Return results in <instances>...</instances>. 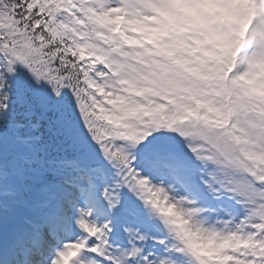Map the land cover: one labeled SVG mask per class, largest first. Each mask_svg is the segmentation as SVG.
Instances as JSON below:
<instances>
[{
	"label": "snow or ice",
	"instance_id": "obj_1",
	"mask_svg": "<svg viewBox=\"0 0 264 264\" xmlns=\"http://www.w3.org/2000/svg\"><path fill=\"white\" fill-rule=\"evenodd\" d=\"M0 264H264V0H0Z\"/></svg>",
	"mask_w": 264,
	"mask_h": 264
}]
</instances>
